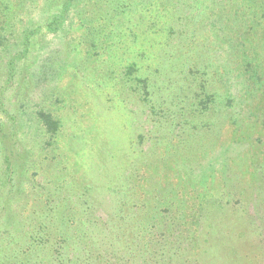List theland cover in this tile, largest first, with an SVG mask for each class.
I'll list each match as a JSON object with an SVG mask.
<instances>
[{
	"label": "rangeland",
	"instance_id": "obj_1",
	"mask_svg": "<svg viewBox=\"0 0 264 264\" xmlns=\"http://www.w3.org/2000/svg\"><path fill=\"white\" fill-rule=\"evenodd\" d=\"M223 2L149 3L146 17L132 22L120 19L127 6H81L86 24L102 25L104 37L72 17L58 37L43 28L26 53L21 38L40 18L42 0H0V179L2 157L27 156L2 187L13 194L12 217L33 222L43 207L39 191L64 176L59 185L73 197L84 191L72 205L88 203L100 223L106 214L122 221L124 213H112L117 197L103 187L118 177L116 194L129 191L128 169L156 170L133 182L148 210L171 188L172 201L190 197L194 213L202 206L176 257L164 259L168 245L155 248L159 264H264V0ZM116 21L128 29L113 30ZM83 173L85 182L67 188L68 177ZM1 207L0 223L10 214ZM167 215L164 237L173 231L178 240Z\"/></svg>",
	"mask_w": 264,
	"mask_h": 264
},
{
	"label": "trees",
	"instance_id": "obj_2",
	"mask_svg": "<svg viewBox=\"0 0 264 264\" xmlns=\"http://www.w3.org/2000/svg\"><path fill=\"white\" fill-rule=\"evenodd\" d=\"M166 1L170 3L172 0H105L106 5L101 0H42L43 9L40 11V18H36L35 25L32 27L27 26L23 32L21 39L24 42V50L26 53L28 52L34 36L36 35V38H38L37 35L40 34L43 28L47 32H51L54 37H58L67 22H71L72 17H77L82 31L92 33L93 30L98 29L93 31L97 35L95 38L101 39L104 37L105 30L102 25H98V28L93 29L92 26L86 24L90 22H85V19H83L84 17L80 13L81 6L82 9H87V7H100V3H102L104 8L116 10L122 8V6H127L130 10L127 13H125V10H121L120 13L124 12V14L121 15L120 19L132 22L134 15L142 16L143 19L146 17L143 15L150 7H148L149 3L158 8ZM210 1L211 4L220 5V3H224V0ZM145 8L147 9L145 10ZM197 16L198 14L196 18ZM87 18L89 19V17ZM113 19H115V16L109 22ZM97 20L99 21V19ZM121 22L116 21L113 30L128 29L124 27V22ZM91 23L92 25L95 24L94 22ZM40 117L46 124L50 121L49 115L40 113ZM51 124L55 126L56 123L51 121ZM20 161L25 163L27 156L21 157L13 154L12 156L2 157L6 173V176L3 175V177L6 178L7 183L10 182V173H15L16 170L22 172ZM155 172L157 171L154 170L150 173L146 171L140 175L139 171L128 169L122 175L126 182L122 183L129 184L125 188L130 187V190L123 189L119 194H116V184L121 183L122 179H118V177H116L117 179H111V183L106 184L103 188H105V191H110V195L117 197L113 198L112 213L122 212L125 215L121 221L116 214L115 216L106 214V219L101 223L94 217V209H90L88 203L76 201L72 205V199L84 195V191L73 197V194L64 186L59 185V180L62 177L65 178L64 176L50 179L51 188L39 191V196L43 194L40 201V203L43 202V207L38 210L39 213L36 214L33 222L30 220V215L23 218L12 217L15 213H13L14 210H12L9 197H13V194L10 196L3 195V188L7 183L0 179V206L2 205L3 212H6V210L10 212L4 221L0 223V264H129L128 259L133 264L136 261L135 256L143 258L140 263L145 264L144 260L147 258V254L150 258V262L147 264H159L156 255L157 249L155 248H160L162 245L164 247L168 245L169 249L174 248L172 252L168 249L165 253L164 259L166 258V261L176 257V245L181 246L179 239L183 238L182 236L186 231L191 233L193 227L195 229L198 227L199 212L202 206L194 213L195 209L189 201L190 197L181 196L172 201L174 199H171V197H174L172 195L175 194V189L171 188L163 192L167 196L165 201L163 199L158 200L157 205L152 204L156 208L150 207L148 210L144 189L138 191L139 196L133 189L136 187V182L142 184L147 176L156 175ZM61 174L63 173L61 172ZM88 178H91V176H88ZM86 179V173L80 174L78 177H68L65 185H68V188L72 184L78 183V181L85 182ZM133 182H135L134 185ZM12 185L16 187V183H12ZM121 188L123 187L119 186L118 189ZM59 191H61V195L56 197L55 193ZM132 194L136 195L137 198L135 207L128 204L131 201ZM119 197L124 198L125 201H122ZM36 201L39 202L37 195ZM36 201L33 203L36 204ZM51 201L53 205H49ZM32 207L34 206L32 205ZM109 210L111 212V209ZM165 210L170 213L169 216L167 215L170 219L169 229L173 227V230H178L176 231L178 240L170 237L173 231L166 230L170 238L164 237L163 226L166 218L162 216V213ZM120 221L122 225H120ZM25 223H27V228L23 231ZM104 229L105 234L101 235ZM96 233H99V235L95 236ZM160 237L163 239L159 240ZM196 237L197 235L190 236V239ZM188 246H190L189 243ZM193 248H196V246L193 245L191 249ZM187 264H196V260L190 259Z\"/></svg>",
	"mask_w": 264,
	"mask_h": 264
}]
</instances>
